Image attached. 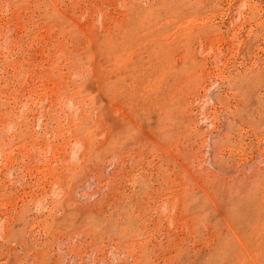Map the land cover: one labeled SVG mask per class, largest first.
<instances>
[{"label":"rangeland","instance_id":"374dc122","mask_svg":"<svg viewBox=\"0 0 264 264\" xmlns=\"http://www.w3.org/2000/svg\"><path fill=\"white\" fill-rule=\"evenodd\" d=\"M0 264H264V0H0Z\"/></svg>","mask_w":264,"mask_h":264}]
</instances>
